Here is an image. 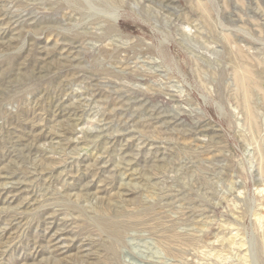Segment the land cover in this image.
Returning <instances> with one entry per match:
<instances>
[{
  "label": "rangeland",
  "instance_id": "obj_1",
  "mask_svg": "<svg viewBox=\"0 0 264 264\" xmlns=\"http://www.w3.org/2000/svg\"><path fill=\"white\" fill-rule=\"evenodd\" d=\"M263 173L264 0H0V264H264Z\"/></svg>",
  "mask_w": 264,
  "mask_h": 264
},
{
  "label": "bare ground",
  "instance_id": "obj_2",
  "mask_svg": "<svg viewBox=\"0 0 264 264\" xmlns=\"http://www.w3.org/2000/svg\"><path fill=\"white\" fill-rule=\"evenodd\" d=\"M198 5H200V4H198ZM201 6H204V5H201ZM201 6H200V8H201ZM199 8V9H200ZM203 9V8H202ZM203 11V10H202ZM204 12V11H203ZM206 14H207V12H205ZM206 17H207V15H206ZM116 19H118V18H116ZM115 19V20H116ZM118 22V21H117ZM246 54V53H245ZM244 66V69L243 70H245V72H246V69L248 68V67H245V65H243ZM249 69V68H248ZM237 71V70H236ZM236 71H235V73H236ZM240 73V72H239ZM243 74V71H242V73L240 74V75H242ZM251 75H252V73H251ZM251 77V76H250ZM236 78V83L235 82H233V83H235V85H237L238 87H239V89H240V91H242L243 93H247V92H245L244 90H245V88H244V84H245V82H247L249 79L248 78H245L244 77V75H243V77H241V76H237V73L235 74V77H234V79ZM252 78V77H251ZM253 79V78H252ZM247 85H248V83H247ZM246 85V86H247ZM252 87V86H251ZM242 96V95H241ZM246 96V95H245ZM248 97V96H247ZM243 99V98H242ZM241 99V100H242ZM249 100H250V98H249ZM242 103V102H241ZM248 106H251V105H247V109H248ZM257 107V106H256ZM247 109H246V111H247ZM241 110H242V108H241ZM249 113V112H248ZM245 115V114H244ZM250 116H252L251 114H249ZM248 120L250 121V119L248 118ZM252 120H254L253 119V117H252ZM248 121V123L250 124V125H252L251 124V122H249ZM253 122V121H252ZM255 123V122H254ZM255 126V125H254ZM253 126V127H254ZM264 174V173H263ZM100 223V222H99ZM101 226L104 228L103 230H106L107 231V233L110 235V236H112L113 238H115V239H118L119 237H120V235H121V233H120V230L118 229V227H117V225L114 223V222H112V221H106V220H103V221H101ZM104 232V231H103ZM174 237V236H173ZM179 237V236H178Z\"/></svg>",
  "mask_w": 264,
  "mask_h": 264
}]
</instances>
